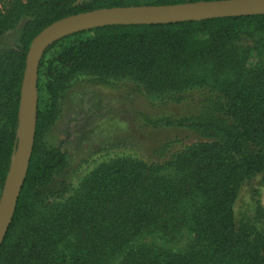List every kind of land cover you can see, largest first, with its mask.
Instances as JSON below:
<instances>
[{"label":"trees","instance_id":"obj_1","mask_svg":"<svg viewBox=\"0 0 264 264\" xmlns=\"http://www.w3.org/2000/svg\"><path fill=\"white\" fill-rule=\"evenodd\" d=\"M75 1L16 0L0 9V36L28 19L20 51L0 52V193L17 150L19 94L31 41L62 18L136 6L93 0L72 8ZM192 2L155 0L152 5ZM258 34L264 36V15L105 26L49 46L38 67L37 88L43 76L52 100L78 75L129 78L146 93L168 99L206 91L209 106L189 125L209 141L175 155L165 174L131 158L111 160L62 197L64 184L56 189L53 178L65 158L59 150L38 149V110L33 150L0 246V264H264L262 209L243 220L233 211L235 176H259L264 183V61L246 66ZM48 53L55 54L45 61ZM182 230L194 236L184 252L137 243Z\"/></svg>","mask_w":264,"mask_h":264},{"label":"rangeland","instance_id":"obj_2","mask_svg":"<svg viewBox=\"0 0 264 264\" xmlns=\"http://www.w3.org/2000/svg\"><path fill=\"white\" fill-rule=\"evenodd\" d=\"M14 1L0 0V9L9 8ZM88 1L93 0H76L72 8ZM107 1L123 6H154L155 2ZM180 1L194 3L204 0ZM27 21L23 19L15 29L0 36V52L20 51L22 29ZM255 40L257 43L246 62L248 68L264 61V36L258 34ZM54 54L48 53L44 60ZM41 79L39 90L37 88L40 117L36 145L41 151L59 150L63 154L65 165L53 178L56 189L64 184L59 189L63 190L60 191L62 197H67L93 169L111 160L131 158L165 174L168 172L166 164L175 155L190 145L209 141L207 135L189 125L202 116L203 108L209 106L207 99L210 95L206 91H185L182 99H168L146 93L129 78L102 80L92 75H78L68 81L65 89L52 100L45 89L46 79L43 76ZM233 196L236 219H254L257 207H260L263 217L258 221L264 230V183L261 177L235 176ZM193 239L191 232L182 230L163 238L145 236L137 243L184 252L191 247Z\"/></svg>","mask_w":264,"mask_h":264},{"label":"water","instance_id":"obj_3","mask_svg":"<svg viewBox=\"0 0 264 264\" xmlns=\"http://www.w3.org/2000/svg\"><path fill=\"white\" fill-rule=\"evenodd\" d=\"M264 15V0H215L161 6L104 8L62 18L31 41L18 103V145L0 194V246L12 222L31 158L37 118L38 67L44 51L66 36L114 25H166Z\"/></svg>","mask_w":264,"mask_h":264}]
</instances>
